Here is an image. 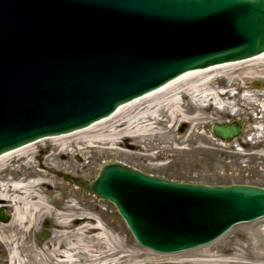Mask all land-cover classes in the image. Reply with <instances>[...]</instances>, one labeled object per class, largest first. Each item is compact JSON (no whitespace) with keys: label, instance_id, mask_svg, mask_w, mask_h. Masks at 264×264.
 <instances>
[{"label":"water","instance_id":"water-1","mask_svg":"<svg viewBox=\"0 0 264 264\" xmlns=\"http://www.w3.org/2000/svg\"><path fill=\"white\" fill-rule=\"evenodd\" d=\"M263 54L264 0H0V156L85 130L181 76ZM211 132L231 143L243 125ZM75 184L160 255L264 218L255 186L180 183L116 162Z\"/></svg>","mask_w":264,"mask_h":264},{"label":"rangeland","instance_id":"rangeland-1","mask_svg":"<svg viewBox=\"0 0 264 264\" xmlns=\"http://www.w3.org/2000/svg\"><path fill=\"white\" fill-rule=\"evenodd\" d=\"M250 70L261 72L264 70V65L257 64L254 67L243 65L228 72L249 76L239 84V87L231 88L232 90L240 89L242 94L241 98L230 101L234 105V111H239V117L236 119L233 115L220 114L209 106L196 107L183 96L178 103L182 105V109L188 110L185 113L186 116L190 119L199 117L202 120L195 122L177 120L173 124L169 119L170 113L162 109L157 113L158 119L153 123V136L147 138L144 135L130 139L116 135L112 143L94 141V144H91L89 142L87 137L96 136L114 128L116 130L123 128L121 127L124 124L123 121L130 117L127 116L126 110L85 137L76 136L73 139H67L68 145L61 152V142L52 140L36 145L28 152L31 154L29 157L31 160L28 159L30 168L23 170L24 177L20 179L25 178L29 181L32 179L29 175L43 177L46 174L48 177L43 180L50 183L52 187L41 189V191L56 199L55 207H52L53 212L60 213L67 202L78 204L87 215L94 218L96 222L98 220L106 232L118 241L115 249L119 255L126 257L128 261L125 264H183L191 262L189 260L201 259L199 256L207 251L211 255L214 253L223 258H229L230 253L236 250L241 251L243 258L247 254L246 257H249L247 259L256 258L263 264L264 219L234 227L208 250L192 251L171 257L160 256L139 247L112 205L90 196L75 184V180L79 179L93 180L103 164L118 162L145 174L178 182L205 185H251L264 188V151H261L264 139L256 133V129L264 128V122L262 123L264 114L257 107L249 105V102L241 101L249 92L244 89L245 84H249L252 94L257 95L256 101L261 102L259 98L262 97L261 95L264 96V74H256L260 77L255 78L254 75L247 74ZM258 85L260 88L256 87ZM212 87L220 92L228 89L229 84L226 79H219L212 82ZM163 100V98L158 99L159 102ZM167 118L170 121H165ZM234 122L243 124L245 130L242 136L232 143L217 140L211 132L215 123L231 124ZM41 152L44 153L41 154ZM39 157H43L42 162L45 167H52L58 173L50 174L45 169L43 170L37 161ZM23 158L25 155L14 158L8 165H2L0 168L22 165V162L17 163V161ZM60 197H62L61 200ZM46 222L50 225L47 229ZM44 231L49 232V236L41 240L40 236ZM54 231L50 219L42 220L37 227V233L32 236V243L51 240L55 235ZM221 250L225 253L221 254ZM3 254L0 248V258L5 256Z\"/></svg>","mask_w":264,"mask_h":264},{"label":"bare ground","instance_id":"bare-ground-1","mask_svg":"<svg viewBox=\"0 0 264 264\" xmlns=\"http://www.w3.org/2000/svg\"><path fill=\"white\" fill-rule=\"evenodd\" d=\"M257 64L264 65V54L248 61L225 64L182 76L169 82L163 89L149 93L144 98L142 97V99L120 109L116 115L127 110V116H130L123 121L124 124L121 125L123 128L119 130L114 128L87 138L91 144H94V141L112 143L115 141L116 135L130 139L145 135L148 138L154 134L153 123L158 119L157 113L161 112L162 109L170 113L169 119L173 124L177 120L184 122L202 120L199 117L190 119L186 116L185 113L188 110L182 109V105L178 103L183 96L188 98L196 107L209 106L216 109L220 114L233 115L236 119L239 117V111H234V105L230 101L238 99V96H234L231 88L239 87V84L248 79L249 76L229 74L228 72L243 65L254 67ZM249 72L247 74L254 75L255 78L260 77L256 74H264V70L261 72L250 70ZM219 79L227 80L228 89L220 92L216 88L213 89L212 82ZM250 88L249 84H245L244 89L249 92L244 95L241 101L249 102V105L257 107L264 114V96L261 95L262 97L259 98L261 102H257L255 99L257 95H253ZM161 98L164 100L159 102L158 99ZM239 98L241 97L239 96ZM169 119L167 118L165 121ZM110 120L103 121L73 136L56 139L53 142H61V152L68 145L67 139H73L76 136L85 137ZM256 133L264 139V128L256 129ZM33 147L35 146L25 147L0 156L1 167L8 165L14 158L25 155L23 160L17 161V163L22 162V165H9L10 168H0V208L4 209V214L8 217L7 221H0V248L5 255L0 258V264H125L128 260L125 256L119 255L115 249L118 241L106 232L98 220L96 222L94 218L87 215L86 211L78 204L74 205L67 202L60 213L55 214L53 212L52 207H55L56 199L41 191V189L52 187L50 183L43 180L48 177L46 174L43 177L41 175H29L32 178L29 181L25 178L24 180L20 179L22 176L24 177L23 170L30 168L28 159L31 160L29 158L31 154L28 152ZM262 150L264 151V146ZM42 160H39V163L43 170L45 169L50 174L58 173L52 167H45ZM61 198L59 199L61 200ZM45 219H50L53 223L55 235L51 240L33 244L32 236L37 233L39 223ZM211 245L195 252L203 249L208 250ZM208 252L199 256L201 259L189 260L191 262L184 263L262 264L256 258L252 262H245L248 260L242 257L240 250L236 251L240 255H236L233 260L232 258H223L219 254L212 253L211 255Z\"/></svg>","mask_w":264,"mask_h":264},{"label":"flooded vegetation","instance_id":"flooded-vegetation-1","mask_svg":"<svg viewBox=\"0 0 264 264\" xmlns=\"http://www.w3.org/2000/svg\"><path fill=\"white\" fill-rule=\"evenodd\" d=\"M43 153H44V152H41V154H43ZM42 158H43V157H39L37 161L41 160ZM236 251H237V250H236ZM220 253H221V254H224L225 251H224V250H221ZM230 254H231V255L229 256V258H232V260H233V258H234L233 255H234V256H236V255H240V254H238V253L235 252V251H234V253H230ZM219 256H221V255H219ZM246 256H247V254H245V257H244L245 259L249 258V257H246ZM247 260H248V261H245V262H252V261H253V260H250V259H247Z\"/></svg>","mask_w":264,"mask_h":264}]
</instances>
